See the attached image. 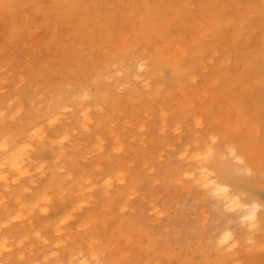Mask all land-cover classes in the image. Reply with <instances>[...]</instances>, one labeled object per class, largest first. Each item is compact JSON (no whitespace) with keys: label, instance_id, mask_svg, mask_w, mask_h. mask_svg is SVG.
Instances as JSON below:
<instances>
[{"label":"rangeland","instance_id":"obj_1","mask_svg":"<svg viewBox=\"0 0 264 264\" xmlns=\"http://www.w3.org/2000/svg\"><path fill=\"white\" fill-rule=\"evenodd\" d=\"M100 1L0 8V142L33 144L0 180V263L264 264V0ZM212 143L244 158L218 173L257 204L252 246L184 174Z\"/></svg>","mask_w":264,"mask_h":264},{"label":"bare ground","instance_id":"obj_2","mask_svg":"<svg viewBox=\"0 0 264 264\" xmlns=\"http://www.w3.org/2000/svg\"><path fill=\"white\" fill-rule=\"evenodd\" d=\"M22 0H0V8L3 9H8L13 5H17L19 3H21ZM46 1V0H45ZM53 4H57L59 1V4L61 5V7H63L64 5H68V6H74L75 8L81 9L83 8L84 11H97L99 9V11H103L105 10L106 7L101 6V1L100 0H52ZM55 2V3H54ZM57 2V3H56ZM66 7V6H65ZM65 7H63V10H65ZM37 10H39V8H37ZM136 10V9H135ZM134 10V11H135ZM144 11V10H143ZM132 12V11H130ZM136 12V11H135ZM138 12V11H137ZM145 12V11H144ZM88 14H90L89 12H86ZM103 13V12H102ZM136 14V13H135ZM150 14V13H149ZM32 15V14H31ZM147 17L143 16L138 18V24L141 27L140 29H143V21L146 19ZM107 19L110 20L111 19V15L107 16ZM154 24V23H153ZM126 30V29H125ZM141 30L138 33H141ZM153 30V29H152ZM150 32V31H149ZM157 32V31H156ZM143 33V32H142ZM4 58V57H3ZM120 58V57H119ZM141 59V58H139ZM117 60V59H116ZM137 61V60H136ZM135 61V63H136ZM151 61V60H150ZM117 63V61H116ZM140 64V63H139ZM112 65V64H111ZM120 65V64H119ZM140 67V66H139ZM138 67V68H139ZM119 71H122L125 73V75H127L126 73V65L121 66L120 68H117ZM140 69V68H139ZM7 72V71H6ZM114 72V71H113ZM121 72V73H122ZM116 73V72H115ZM140 74V72H138ZM149 75V74H148ZM128 76V75H127ZM140 76V75H139ZM145 76V75H144ZM134 77V76H133ZM143 77V76H142ZM115 81V80H114ZM145 85V83H144ZM17 86V85H16ZM83 90V89H81ZM102 90L99 91V96H102ZM42 93V92H41ZM88 93V92H87ZM97 94V93H96ZM89 95V93H88ZM93 95V94H92ZM90 95V96H92ZM74 96H77L78 99L80 98H85L87 96V94L85 92H76ZM11 98V97H10ZM99 98V97H98ZM31 100V99H30ZM66 100V99H65ZM81 100V99H80ZM7 101V100H6ZM5 101V102H6ZM74 101V99H73ZM86 102V101H85ZM67 103V102H65ZM84 104V103H83ZM10 106V105H9ZM68 103L67 105H55L53 107L52 110L55 109V113L57 114V111L60 109H64L66 107H68ZM82 107V106H81ZM52 108V107H51ZM83 108V107H82ZM88 108V107H87ZM86 107L83 108L82 110H85V114L87 113ZM90 109V107H89ZM81 110V109H80ZM79 110V112H80ZM81 110V111H82ZM70 111V110H69ZM13 113V112H12ZM60 113V112H59ZM55 114V115H56ZM62 114V112H61ZM52 115V113H51ZM64 115V114H63ZM62 115V116H63ZM83 117V116H82ZM87 116H85V120H87ZM28 120V119H27ZM54 120V119H53ZM49 122V121H48ZM48 124V123H47ZM39 130V129H36ZM35 132V131H32ZM34 134V133H33ZM37 134V131H36ZM9 135V134H8ZM30 135V134H29ZM28 135V136H29ZM32 135V134H31ZM30 135V137H31ZM35 135V134H34ZM39 135V134H38ZM37 135V136H38ZM9 137V136H7ZM29 138V137H28ZM24 139V138H23ZM6 140V138H5ZM18 140V139H17ZM16 140V141H17ZM23 140L20 139V141L18 143H14V141H12L9 145L8 142L6 141H1L0 142V149L3 150V152L0 155V180L5 179V171L6 172H11L16 178L14 180H18L21 177H24L26 175H30L28 174L29 172V162H28V157L27 156V152L28 151H32L31 150V142L28 139V141L26 140L25 142H22ZM30 143V144H28ZM216 144V143H215ZM206 146V145H205ZM219 147L215 146L213 143L211 146H209L207 149L204 150H196L192 155H189L187 158V160L189 161V164H191V168L187 169L186 171H184L185 176H187L188 178H190V181H192L190 184H195V185H202L204 186L205 191L207 190L208 195H210L212 198H216V200L218 201V203L220 202L224 208L229 209L231 211L234 212L236 218L238 220H240L242 222V227H243V231L245 232L246 236L245 239L248 240L250 242V246L253 245V243H256L255 240H253L254 237V233L257 229L260 228L259 222L260 220L258 219V215H257V204L252 203V204H247L246 202H244L243 199H241L238 194H236L235 191H232L230 189H228L229 184L224 182L222 179V176L220 173H218V166L222 163L224 164L222 161L220 163V158L223 155H227L229 156L228 158L230 159H234V161L236 162L235 165L238 167L237 169H242L245 168L246 169V165L244 162V158L243 156L237 151V147L234 145H226L224 148V151H220L218 149ZM34 150V147H33ZM225 165V164H224ZM6 169V170H5ZM5 170V171H4ZM31 170V169H30ZM238 173V172H237ZM7 174V173H6ZM12 179V178H11ZM10 181V180H9ZM13 181V180H12ZM3 183V182H2ZM106 183V182H105ZM5 184V183H4ZM7 184V183H6ZM192 184V185H193ZM108 185V184H107ZM7 187V185H5ZM27 187V186H26ZM201 188V187H200ZM234 188V187H233ZM206 193V192H205ZM207 195V194H206ZM16 196V195H15ZM2 197V196H1ZM46 197V196H45ZM38 198V197H36ZM36 198L34 200H32L31 202H29L31 204V206H33L34 204L37 203ZM213 198V199H214ZM36 200V201H35ZM42 200V199H41ZM49 201V200H48ZM39 202V201H38ZM28 203V204H29ZM19 204V203H18ZM22 204V203H21ZM26 205V207L28 206L29 208L31 206ZM221 205V206H222ZM35 206V205H34ZM122 206V205H121ZM27 207V208H28ZM26 209V211L29 209ZM121 208V207H120ZM223 208V209H224ZM31 209V208H30ZM44 209V207L42 208V210ZM41 210V211H42ZM70 210V209H69ZM227 211V210H225ZM16 212V211H15ZM30 212V210L28 211ZM232 212V214H233ZM25 213V212H24ZM22 213V214H24ZM15 214V215H14ZM12 215V219H14V217H19L20 213L16 212ZM69 216V215H68ZM234 216V217H235ZM10 217L8 216H3L2 220H0V223H6L8 222L10 219ZM20 218V217H19ZM65 219V218H64ZM63 219V220H64ZM62 220V219H61ZM66 221V220H65ZM59 223V222H58ZM0 224V225H1ZM5 225V224H4ZM262 227V226H261ZM40 230V229H39ZM3 236V235H2ZM221 236V235H220ZM219 236V237H220ZM218 237V238H219ZM231 238V234L230 232H225L222 234V239L221 241L225 242L228 239ZM3 239V238H2ZM4 241V239L2 240ZM0 242V254L2 253V251L4 250L5 246L3 244V242ZM64 243V242H63ZM217 243V240H216ZM234 241L229 242L228 244H226V246H232L234 245ZM7 246V245H6ZM217 246V245H216ZM6 249V248H5ZM9 249V248H8ZM231 250V249H230ZM229 250V251H230ZM251 250V249H250ZM235 251V249H234ZM93 252V251H92ZM232 255V254H231ZM71 260V259H70ZM78 260V259H77ZM85 259L77 262V263H72V264H86L84 262ZM76 261V260H75ZM74 262V261H73ZM1 264V263H0Z\"/></svg>","mask_w":264,"mask_h":264}]
</instances>
